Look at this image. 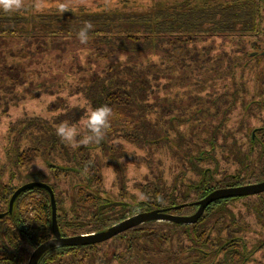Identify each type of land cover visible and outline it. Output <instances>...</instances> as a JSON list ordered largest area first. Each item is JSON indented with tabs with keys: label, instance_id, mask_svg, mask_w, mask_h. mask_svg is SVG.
Masks as SVG:
<instances>
[{
	"label": "rangeland",
	"instance_id": "obj_1",
	"mask_svg": "<svg viewBox=\"0 0 264 264\" xmlns=\"http://www.w3.org/2000/svg\"><path fill=\"white\" fill-rule=\"evenodd\" d=\"M79 1L69 0V5L78 6ZM116 1L84 0V3L94 8L98 4L110 6ZM58 2L65 3V0H44V9L53 7ZM26 3L32 4L33 0H25ZM262 12L264 13V9ZM245 32L243 42L234 39V37H240L235 30L229 32L227 37L217 32L205 31L200 32L199 37L188 42L170 39L164 44V51L159 53L156 60H147L142 57V61L136 60L139 65H134L133 70L124 69L125 73L130 72L128 75L135 70L150 79V86L142 84L141 86L143 89L150 90V97L156 105L161 102L157 105L158 110L157 107H153L148 114L152 122H156L157 116L162 115L159 123L162 130L155 136L148 135L146 140L126 139L125 135L135 134L134 131L150 130L142 125L143 121L140 115L138 116L139 108L133 105L121 106V103H112L115 102L114 99L110 100L112 104L109 106L114 110V118L107 134H110V143L115 144L112 154L118 163L108 164V157L104 155L101 148H89L93 159L96 158L99 163L97 175L92 180V189L101 194H95V198L101 202L111 201V198H114L133 204L142 201L172 202L176 204L174 206L181 208L176 210L169 208L171 214L173 212L186 214L194 211L192 207L195 204L194 200H200L202 197L200 189L196 190L194 186L199 188L198 184L202 181L204 172L208 169L215 171L217 180L235 174L242 167L236 164L234 155L241 151L257 160L260 148L254 149V145L250 142L251 138L264 141V25ZM224 40L232 44H222ZM12 59L15 58L9 57L8 60ZM97 59L105 60V56L99 55ZM117 59H119L118 56ZM114 67L112 65V68ZM34 75L35 73L32 72L25 74L23 78L26 81L25 86L34 79ZM7 81L9 79L6 75H0V171L4 163L9 160L10 167L5 171L3 183L6 189L11 190L18 184V180H15L11 174L10 163L16 167L15 156L17 157L19 152L18 145L21 146L20 150L25 152L29 137L33 136L29 131L31 127L24 132L27 121L42 120L36 124L33 132L38 133L37 135H46L45 129L49 128L53 131L52 136L57 137L55 131L57 124L62 121L79 124L85 109L92 106L86 103L82 93L78 92L71 96L68 93V96L62 91L58 95L68 98V106L75 108L77 105V110L75 113L69 110L64 113L63 118H58L62 107L57 102L56 96L46 93L44 88L35 87L34 91L41 92V96L34 97L33 92L22 98L21 94L28 92L21 85L17 89L19 97L13 99L8 89L4 88ZM50 97L52 112L49 110ZM78 106L83 110H78ZM70 114L80 118L70 122L72 121L69 119ZM58 140L60 139L57 137ZM14 141L16 147L13 153ZM90 145L94 146L95 143ZM51 152L56 162H64L61 146L56 145ZM42 153L48 161H53L52 156L44 148ZM86 153L87 150L83 149L82 154ZM22 168L24 171L22 179L27 183L24 186L46 178V174L42 173L36 165L30 164ZM43 172L46 173V171ZM249 177L250 175L241 179V185L253 183L248 180ZM77 178L63 169L57 170L55 177L51 178L56 188L55 198L58 202L57 206L53 204L57 207L58 219L61 217L58 221L61 237L86 235L98 228V224L83 226V223L89 220V217L82 216L83 213L90 208V205L94 206L91 201L99 200L93 197L85 198L84 193H81L79 198L74 194L73 188L70 191L68 182H77ZM155 178H161L164 182L165 190L158 193L160 196L156 194L155 186L159 182ZM137 193L141 195H135ZM259 193L264 194V191ZM259 202L262 201L257 197V193H254L220 207L221 210L214 218L216 223L210 225L212 231L209 232L207 227L198 235L199 241L204 242L201 248L209 251L216 250L219 247L220 237L224 240L228 238L230 241L242 236L245 245L249 247L247 255L252 261L250 264H257V261L258 264H264V212L257 218L250 209L252 204ZM28 209L34 213L32 206ZM229 212L230 215L233 212L237 221L235 224L230 225ZM202 214H206L205 210ZM132 216L127 214L123 219L126 220ZM111 218L112 221L115 219V217ZM122 221L110 223L107 220L110 223L108 228ZM46 223H48L47 220L36 222L39 226L38 230L44 231L47 235L48 227L42 226ZM144 223V227L143 225L139 228H137L138 225L132 227L134 232L122 231V237L117 236L119 234L117 233L107 238L94 249L85 248L80 251L75 247L81 245L68 244L69 247L59 251V255L57 252L52 253L50 258H46L44 264H129L130 254L133 255L130 264H141L143 258H153L156 262H159V259H165L167 261L165 264H222L221 255L208 254L201 262L198 255H193L195 251L191 249L195 243L186 231L190 228L189 224L175 223L179 226H174L180 231L176 235L174 226L162 225V220ZM238 226L245 227L246 230L242 232L240 229L234 232L233 228ZM153 230L154 232L149 235ZM53 235L55 238L54 229ZM237 248L242 250L240 245ZM138 249H142L143 252L138 253ZM29 251L27 256L31 260L34 251ZM238 260L234 257L232 264H238L236 262Z\"/></svg>",
	"mask_w": 264,
	"mask_h": 264
},
{
	"label": "trees",
	"instance_id": "obj_2",
	"mask_svg": "<svg viewBox=\"0 0 264 264\" xmlns=\"http://www.w3.org/2000/svg\"><path fill=\"white\" fill-rule=\"evenodd\" d=\"M64 6H66L65 3L58 2L57 5L47 9H44L45 6H43L39 12H36L31 8V4L26 3L24 10L20 12L5 13L0 10V75H6L9 79L4 88L8 89L13 99L19 97L17 89L21 85L28 92L21 94L22 98L29 93L33 94V92L34 97H39L41 92L36 93L35 87L44 88L46 93L56 96L57 102L62 107L58 118H63L64 113L69 110L74 113L77 110V105L75 108L68 106V98L58 95L62 91L67 95L69 93L70 96L78 92L82 93L86 103L91 104L92 107L112 103H121V106L129 107L133 105L139 108L138 116L140 115L143 121L142 125L147 126L150 131H134L135 134L125 135L126 139L131 140H133L132 138L146 140L148 135L155 136L161 132L162 128L159 123L162 115L157 116L156 122H152L148 114L153 107H157L161 102L156 105L150 97V90L143 89L141 86V84L150 86V79L135 70L131 75H128L130 72L125 73V68L133 70L134 65H139L136 60L142 61V57L147 60H156L159 53L164 51V44L170 39H176L177 42H188L199 37L200 32L205 31L217 32V34L227 37L229 32L235 30L238 31L237 36L240 37H234V39L243 42L242 38L246 36L245 31H252L260 25H264V13L262 12L264 0H117L113 5L98 4L94 8L85 4L84 0H80L78 6H70L71 10L61 12L60 9ZM86 21L91 22L93 27L89 33V42L83 45L77 39V32ZM229 39L231 40V38ZM225 43L231 42L224 40L222 44ZM223 50L225 51V49ZM99 55L105 56V60H96ZM9 57L15 59L8 60ZM112 65L115 67L112 68ZM27 72L35 73V75L34 79L25 86L26 81L23 78ZM49 99V110L52 112L51 97ZM112 99L115 102L110 103ZM81 109L82 107L78 106V110L81 111ZM79 118L80 116H71L69 119L72 120L70 122H74ZM40 121L42 120H28L25 129L23 128L24 132L31 127L29 131L34 135L33 130ZM45 132L47 136L53 133L49 128L45 129ZM109 138L110 134H107L104 139L108 143L105 148L107 153L115 148V144L110 143ZM54 139L57 141L56 136ZM104 140L101 142L102 144ZM250 143L254 145V149L260 148V154L257 160L250 157L248 153L243 154L242 151L234 155L236 164L242 167L235 174L237 185H241V179L249 175L250 182L264 180V141H256L251 138ZM15 147L14 141L13 153ZM82 148L85 150L87 148V152L90 150L88 147ZM22 156L27 155L23 153ZM90 157L91 155L85 156L83 161H90ZM112 159L118 162L113 154ZM52 169L55 172L61 169L67 171L66 168L58 169L57 166H53ZM258 170L262 172H256ZM155 179L159 182L155 186L156 194H160L162 190L163 192L165 190L163 180ZM214 182L217 184V181L212 180L211 172H204L203 179L198 184L200 191L208 192ZM8 190L10 191L7 188L6 191ZM238 197L244 196H232L231 198ZM224 205L225 203L222 202L218 206L223 207ZM262 205H264V199L262 202L250 206L257 217L264 211ZM43 207L45 213L48 205ZM48 212V221L52 223L51 207ZM93 215L95 216L94 220L98 219L100 223L103 222L104 213ZM83 216L91 215L86 213ZM229 217L232 219V223L237 222L233 212L231 215L229 212ZM65 219L67 220L66 217ZM206 219L207 213L196 225L206 226ZM100 227L101 224L98 228ZM107 228L108 226L98 231ZM242 228L244 227H234L233 231L242 230ZM33 237L34 240L32 237L29 238L35 245V241L42 243L43 238H47V235L44 231H40ZM119 237L122 236L119 235ZM239 242L238 238L230 241L228 238L225 240L219 238V247L216 249V253L221 255L222 264H232L234 257H239L240 254L234 249L239 245ZM100 244L102 243H92L75 248L78 250L94 249ZM68 247V245H57L45 251L44 255H47L46 258H50L52 253L57 252L58 254L59 251ZM248 249V245L245 250L242 248V251H245V264L252 262L247 255ZM139 252H143V250L140 249ZM200 252L203 255L197 254L199 262L206 257L204 250ZM143 259L141 264H165L167 262L164 259H159V262L154 261L153 258Z\"/></svg>",
	"mask_w": 264,
	"mask_h": 264
},
{
	"label": "flooded vegetation",
	"instance_id": "obj_3",
	"mask_svg": "<svg viewBox=\"0 0 264 264\" xmlns=\"http://www.w3.org/2000/svg\"><path fill=\"white\" fill-rule=\"evenodd\" d=\"M37 134L38 133L35 132L33 136L29 137L25 152H23V150H20L21 146L18 145L19 152L17 154V157L15 158L16 167H14L12 163H10L12 167L11 174L15 180L16 179L18 180V184L15 185L10 191L9 190L6 191L7 190L6 186H4V183H3L5 171L6 169L10 167L9 160L6 159L7 163H4L3 168L0 171V225H1L0 264H29L30 263V258H28L27 256V254L30 252L29 250L35 251L36 248L41 243V242L35 241V245H33L29 238V237H32L34 240L33 236H35L36 234L40 232L38 230L39 226L36 224L38 220H47L48 222L46 224H42L43 227L47 226L48 231H49V233L47 234V238L44 237L42 243L44 241H47L48 239L53 238L54 236L53 235V215H54L53 210L54 209H53L52 204L55 203L57 206V203H58L56 202V198H55L56 188H55L54 182L51 181V178L55 177L56 175V172L52 169L53 166H57L58 169L66 168L68 174L75 175L78 177L77 182L71 181V182H68V185H67L70 191H72V188L75 190L74 194H76L77 197L80 198L81 193L85 194V198H89V197L95 198L94 197L95 194L97 195L101 194V193L95 192L92 189V182H93L92 180L95 179L97 175V169H98L99 163L97 162L96 158L93 159L90 150H88L87 155L86 154L83 155L82 151L84 148L82 147H85V146H81V147L74 149V148L69 147L67 144H65L61 140H58L57 142L54 139V136H52V134L49 136H46L43 134H40V135H37ZM56 145L59 147L61 146L62 148V160L64 162L58 163L55 161V158L51 150L55 148ZM106 145L108 146V143L106 142V140H104L103 144L102 143L95 144L94 146L88 145L86 147L101 148L103 150L104 155L108 157V161H107L108 164H110L111 162L118 163L116 161H113L114 159H112V150H110L108 153L105 151ZM43 148L49 155L52 156L53 161H48L46 158H44V155L42 153ZM23 153H26L27 156H22ZM29 153H36V154H31L29 155L31 157L28 158ZM89 155H91L90 161L89 160L83 161L85 156H89ZM30 164L33 166L34 165L38 166L40 170H42L41 172L46 174V178L43 181H36L40 183L35 182L33 184H29V186L27 185L24 186V184H27V183H25L22 179V173H24L22 167L24 166L25 168L27 167V165H30ZM68 170L71 172L69 173ZM43 171H46V173ZM207 171L211 172L212 180L217 181V184H215L214 182V184L211 186L208 192H202L200 196L202 195L203 196L200 199L204 198L206 195H208L209 193L213 191L223 189V188H231L234 186H238L235 180L236 173L227 175L224 179L217 180L215 179V175H214L215 173H213L215 171L213 170L210 171V169H208ZM227 177H232V178L228 179ZM194 189L197 190L200 188H198L197 186L195 188L194 186ZM257 197H259V199L262 201L264 199V194L259 193L257 194ZM70 199L72 200L71 195H70ZM111 199H112L111 201L108 200L106 202H101V200L99 199H97L99 201H96V200L91 201L94 204V206L90 205V208L87 209L83 213V215L87 213L91 215L92 217L89 216V220L86 222L87 224L83 223V226L86 227L88 225L91 226L93 224L94 225L98 224L97 225L98 227L101 224V227L97 228L98 230H100L103 227L109 226V224L113 221L114 223H116L117 221L124 220L123 218H125L127 214L132 216L135 214L150 212L155 209H165L166 213H171V210L169 208L171 209L174 208V210L181 208V207L174 206L176 205L175 203H172V202L165 203V201H157V202L142 201L140 203L133 204L132 202L120 201L114 198H111ZM239 199L240 197L238 198L222 197L210 203L205 209V213H207L208 219H206V226L204 227L202 224L200 226L196 225L198 221L201 222V220L203 219V216H205L204 214H202L201 217L198 219V221H196L195 223H184V224L190 225V228L186 230L189 231L190 238L195 243V246H193L191 249V251H195L193 255H197L199 253L202 254L200 251H203L204 249L201 248V244L204 242L199 241L198 235H200L201 230L207 227H209V232L212 231L210 225H213L214 223H216V221H214V218L216 217L217 212L221 210L220 209L221 206H218V205H220L222 202L225 203V205L230 204L231 201L239 200ZM197 200L198 199L194 200L195 204L192 206L194 207V211L190 213H186V214H174V212L172 214L180 215V216L193 214L196 211V209H198L199 207V205L196 204ZM44 205L46 206L48 205V209L45 213H44V207H43ZM29 206H32V211H34V213H31V211L28 209ZM50 207L52 210L51 212L52 213V223H49L48 221V216H49L48 211ZM262 207H264V205H262ZM98 213L105 214L102 217L103 222L101 223L100 221L97 222L96 220H94L95 216L93 214H98ZM111 217H115V219L112 221ZM56 219H57V224H58V221L61 220V217H59L58 219V215L56 214ZM107 220H109L110 223L107 222ZM230 220H231L230 225L234 224L232 223V219ZM162 221H163L162 225H165V226L173 225V224L175 225V222H172V221H168L164 219ZM144 224L145 223L138 225L137 228H139L142 225L144 227ZM176 228L178 227L174 226V233L177 235L179 234L180 231L177 230ZM97 229L92 230L91 232H88V233L90 234V233L98 232ZM127 230L133 231L134 229L130 228ZM244 230H246L245 227L242 228V232ZM123 232H126V231H123ZM123 232L119 233L117 236L122 235ZM153 232L154 230L150 232L149 235L152 234ZM242 238H243L242 236L239 237L240 239L239 245L243 248V250H245L246 245L244 241L242 240ZM100 243H103V242H100ZM234 249L237 250V252L240 254L238 257L239 260L236 262L238 264H245L246 262L244 258L245 251H242L240 249L238 250L237 247H235ZM139 250L140 249H138L137 252L142 253V252H139ZM134 251L136 252V249H134ZM204 252L206 255L208 254H212L215 256L218 255L217 253H215L216 250H211V251L204 250ZM46 256H47L46 254L45 255L43 254L41 260L38 263L44 264ZM132 257L133 255L131 254L128 256V258L130 259V262L132 261ZM141 257H143V255H141Z\"/></svg>",
	"mask_w": 264,
	"mask_h": 264
},
{
	"label": "water",
	"instance_id": "obj_4",
	"mask_svg": "<svg viewBox=\"0 0 264 264\" xmlns=\"http://www.w3.org/2000/svg\"><path fill=\"white\" fill-rule=\"evenodd\" d=\"M264 191V180L259 182H253L244 185H238L231 188H223L216 191H213L206 195L204 198L196 201V204L199 205L196 212L191 215H174L171 213H166L165 209H155L150 212H144L140 214L133 215L132 217L123 220L122 222L105 229L103 231H98L90 234H80L76 236L61 237L59 233V227L56 220V208L53 205V229L55 238L49 239L42 243L36 248L33 252L29 264H37L41 255L49 248L56 245H87L92 243H98L106 240L107 238L121 233L127 229H130L134 226H137L144 222L156 221V220H168L178 224L184 223H195L202 215L205 208L222 197H232V196H247L254 193H259Z\"/></svg>",
	"mask_w": 264,
	"mask_h": 264
},
{
	"label": "clouds",
	"instance_id": "obj_5",
	"mask_svg": "<svg viewBox=\"0 0 264 264\" xmlns=\"http://www.w3.org/2000/svg\"><path fill=\"white\" fill-rule=\"evenodd\" d=\"M65 5L61 12L71 10L69 0H65ZM44 6V0H33L31 7L39 12ZM25 0H0V10L5 13H16L24 10ZM93 25L86 21L77 32V39L81 44L89 42V33ZM114 118V110L108 104L99 107H89L85 109L84 115L79 124L62 121L55 126L57 137L71 148L88 146L90 144H100L111 128V121ZM141 195L139 193L135 194Z\"/></svg>",
	"mask_w": 264,
	"mask_h": 264
}]
</instances>
